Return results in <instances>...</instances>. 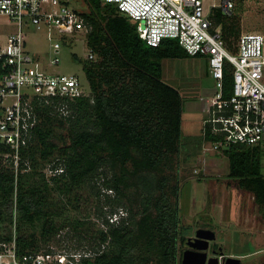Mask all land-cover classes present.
I'll use <instances>...</instances> for the list:
<instances>
[{
  "label": "trees",
  "instance_id": "obj_1",
  "mask_svg": "<svg viewBox=\"0 0 264 264\" xmlns=\"http://www.w3.org/2000/svg\"><path fill=\"white\" fill-rule=\"evenodd\" d=\"M85 1L90 10L82 13L93 26L87 45L97 56L83 64L89 95L69 102L68 115L51 105L39 109L36 142L25 151L18 170L0 158V242H11L16 229L20 252L40 251L60 245L63 232L80 246L101 251L105 245L90 264H178V241L185 247L188 239L178 230L179 184L172 175L158 179L156 172L172 170L182 152L183 99L164 80L163 61L190 55L178 39L150 46L140 38L137 24L114 5ZM231 17L218 10L214 24L232 46L229 36H240L238 25L228 24ZM224 83L227 95L232 88L228 68ZM208 131L198 146L219 139ZM262 154L263 146L235 145L224 151L228 177L254 196L264 214ZM49 167L63 173L49 177ZM132 178L144 199L141 219L126 210L127 220L111 226L105 208L114 212L123 207L120 197ZM85 186L97 199L103 190L115 193L96 210L107 231L90 234V223L66 216L69 198L78 197ZM55 193L68 200L58 203Z\"/></svg>",
  "mask_w": 264,
  "mask_h": 264
},
{
  "label": "built area",
  "instance_id": "obj_2",
  "mask_svg": "<svg viewBox=\"0 0 264 264\" xmlns=\"http://www.w3.org/2000/svg\"><path fill=\"white\" fill-rule=\"evenodd\" d=\"M101 1L114 5L121 15L136 23L140 38L150 46H158L165 38L178 39L190 56L207 59L215 86L212 96L201 97L207 113L202 137L206 138L209 128L211 135L219 139L204 141V154L224 155L235 145L264 146V34L243 33L231 46L221 27L214 24L218 10L224 16L233 15L234 0H212L209 4L207 0ZM0 16L8 17L17 26L14 34H0V158L4 163H13L18 170L25 151L36 142L41 123L39 109L51 105L68 115L69 102L89 95L79 75L52 74L40 55L28 51L24 20L47 31L55 54L51 65L61 62L62 45L70 46L81 36L87 38L93 26L82 12L69 6V0H0ZM87 49L84 60H96L88 45ZM227 68L232 88L226 95ZM47 173L50 177L63 173V169L49 167ZM128 217L124 208L107 214L111 226L120 225ZM108 227L104 223L102 230L107 231ZM62 235H58L60 245L20 252L15 229L11 242H0V264H90L105 249V245L101 251L80 246Z\"/></svg>",
  "mask_w": 264,
  "mask_h": 264
},
{
  "label": "rangeland",
  "instance_id": "obj_3",
  "mask_svg": "<svg viewBox=\"0 0 264 264\" xmlns=\"http://www.w3.org/2000/svg\"><path fill=\"white\" fill-rule=\"evenodd\" d=\"M234 1L236 8L228 24L238 25L239 36L248 32L264 34V0ZM69 6L79 12L90 10L85 0H69ZM16 31L17 26L14 22L6 16H0V34L3 37L14 34ZM23 33L26 36L28 51L42 57L48 72L63 75L77 74L90 92L83 69L84 59L88 54L86 36H81L80 41H73L70 46L62 45L59 54L61 62L51 65L50 60L55 54L51 48L53 42L48 39L47 31L36 29L25 19ZM229 38L234 42L237 41L235 35ZM163 70L166 81L180 91L183 99L182 152L172 170L163 169L156 172V177L159 179L172 175L177 179L173 183L177 181L179 184L177 201L180 236L195 239L199 229H211L215 231L216 239L211 241L210 245H217L223 252L225 260L237 258L242 261V264H264L263 212L256 204L254 196L239 189L237 183L228 177V158L216 153L204 154L203 149L201 151L197 144L200 138H196L194 131L198 129L197 135L199 134L202 120L206 116L202 110L205 106L201 97L206 96L215 86V80L208 74L207 59L198 56L167 59L163 61ZM190 125L195 128L192 134L189 131ZM262 173L264 174V146ZM100 183L102 184V181ZM109 191L103 190V194L97 199L91 189L85 186L79 192L78 197L73 195L69 198L71 204L67 207V218L71 221L81 220L90 223L87 224L90 234L96 232L97 229L102 230L104 220L98 217L96 210L99 204L101 206L105 202L106 196H115L114 192L112 194ZM53 197L60 204L68 200L57 193L53 194ZM120 200L123 204L122 208L127 211L131 210L136 220L141 219L144 199L140 188L135 183V178H132L130 185L123 190ZM175 200L174 197L173 201ZM109 211L110 207H106L105 212L110 213ZM151 213L155 216L153 208H151ZM38 238H40L39 233ZM184 249L185 247H182L181 240H179L178 264H180L179 260ZM208 256L209 258L214 257L210 251H208ZM220 261L223 264L222 258Z\"/></svg>",
  "mask_w": 264,
  "mask_h": 264
},
{
  "label": "water",
  "instance_id": "obj_4",
  "mask_svg": "<svg viewBox=\"0 0 264 264\" xmlns=\"http://www.w3.org/2000/svg\"><path fill=\"white\" fill-rule=\"evenodd\" d=\"M215 239V231L204 228L199 229L196 232V238L188 240L189 249L183 253L182 264H221L220 257L209 258L208 256L210 243ZM220 253L221 256H224L222 251ZM223 264H242V261L237 258H227L223 261Z\"/></svg>",
  "mask_w": 264,
  "mask_h": 264
},
{
  "label": "crops",
  "instance_id": "obj_5",
  "mask_svg": "<svg viewBox=\"0 0 264 264\" xmlns=\"http://www.w3.org/2000/svg\"><path fill=\"white\" fill-rule=\"evenodd\" d=\"M211 2H213L212 0H207V4H209V3H211ZM208 74H209V70H208ZM210 75V74H209ZM164 80L166 81V79H165V77H164ZM167 82V81H166ZM170 84V83H169ZM213 92H214V89L212 90V91H209V93H207L206 94V96H208V97H210V96H212V94H213ZM205 108H206V106L204 107V109H202L203 110V113H205V117L203 118V120H202V123H201V131H202V126H203V122H204V120L207 118V113H206V111H205ZM183 123V122H182ZM189 131L191 132L190 134H192V130H194L195 128H194V126L193 125H190V127H189ZM201 131L199 132V134L197 135V132H198V129L196 130V131H194V132H196V138H200V140L202 139V136H201ZM182 132H183V127H182ZM195 134V133H194ZM187 138L190 140V138H189V136H187ZM200 140H198V141H200ZM188 142H190V141H188ZM188 144V143H187ZM189 144H191V143H189ZM198 144V143H197ZM203 145H204V142L201 144V146H200V150L202 151V149H203Z\"/></svg>",
  "mask_w": 264,
  "mask_h": 264
},
{
  "label": "flooded vegetation",
  "instance_id": "obj_6",
  "mask_svg": "<svg viewBox=\"0 0 264 264\" xmlns=\"http://www.w3.org/2000/svg\"><path fill=\"white\" fill-rule=\"evenodd\" d=\"M189 239H192V240H193L194 238L189 237V238L187 239L186 244H185V249H184V251L187 250V249H189V246H188V240H189ZM208 251H210V252L212 253V255L220 257V259L222 258L223 261L225 260V259H224L225 256H221V255H220V254H221V253H220L221 250H220L219 247H217V245H213V246L210 245Z\"/></svg>",
  "mask_w": 264,
  "mask_h": 264
}]
</instances>
